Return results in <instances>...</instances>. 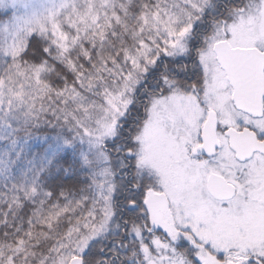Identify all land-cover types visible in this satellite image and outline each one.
I'll return each instance as SVG.
<instances>
[{
  "label": "snow or ice",
  "instance_id": "snow-or-ice-1",
  "mask_svg": "<svg viewBox=\"0 0 264 264\" xmlns=\"http://www.w3.org/2000/svg\"><path fill=\"white\" fill-rule=\"evenodd\" d=\"M0 264H264V0H0Z\"/></svg>",
  "mask_w": 264,
  "mask_h": 264
}]
</instances>
